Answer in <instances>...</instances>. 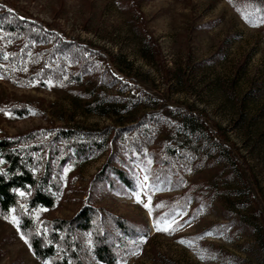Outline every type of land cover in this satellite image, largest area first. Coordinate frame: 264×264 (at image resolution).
<instances>
[{
    "label": "rangeland",
    "instance_id": "obj_1",
    "mask_svg": "<svg viewBox=\"0 0 264 264\" xmlns=\"http://www.w3.org/2000/svg\"><path fill=\"white\" fill-rule=\"evenodd\" d=\"M17 138L51 161L55 202L0 212V264H107L103 240L115 264H264V0H0ZM86 206L92 228L57 229Z\"/></svg>",
    "mask_w": 264,
    "mask_h": 264
},
{
    "label": "trees",
    "instance_id": "obj_2",
    "mask_svg": "<svg viewBox=\"0 0 264 264\" xmlns=\"http://www.w3.org/2000/svg\"><path fill=\"white\" fill-rule=\"evenodd\" d=\"M26 146H18V143H22L23 139L17 138L15 140L2 139L0 140V158L3 162H0V212L5 214L16 207L21 198L20 191H30L33 189V193L29 199V207L36 209L38 207H52L55 202L53 192L50 190V183L57 185L53 173L54 168L51 161L40 160V166L36 167L34 161L36 160V149L32 146L30 138H28ZM17 145V146H16ZM85 144L76 143L74 155L80 156L82 152L86 150ZM69 154L63 159L67 161L72 157V153L67 148ZM41 156V155H40ZM38 157V156H37ZM61 161V160H60ZM118 171L120 178L128 184L127 176L122 170ZM95 209L92 206H86L80 209L79 213L71 221L60 220L56 226L57 229L69 228L73 231V228L79 231H85L94 226V220L96 217ZM120 227L126 228V226L118 222ZM74 229V230H75ZM54 233H57L54 231ZM44 234H41L33 240L32 246L35 254L43 260H49L55 258L58 252V246L54 242H48L43 245L42 239ZM56 241L59 239V234L56 235ZM58 239V240H57ZM93 253L96 259L104 261L107 264H115L116 256L112 252L109 244L106 241L94 243ZM64 251V248H63ZM65 252L60 258L54 261L53 264H85L82 260L78 259V253ZM73 256V257H71ZM75 259V262L71 260ZM72 261V262H71Z\"/></svg>",
    "mask_w": 264,
    "mask_h": 264
},
{
    "label": "snow or ice",
    "instance_id": "obj_3",
    "mask_svg": "<svg viewBox=\"0 0 264 264\" xmlns=\"http://www.w3.org/2000/svg\"><path fill=\"white\" fill-rule=\"evenodd\" d=\"M20 195L23 196V195H25V193L21 192ZM13 220L15 221V217H13ZM158 230H161V229H158ZM162 230H164V231H168L169 228L166 227V228H164V229H162Z\"/></svg>",
    "mask_w": 264,
    "mask_h": 264
}]
</instances>
